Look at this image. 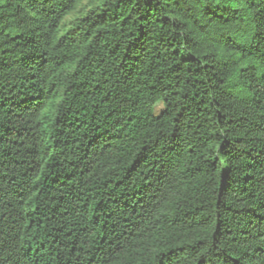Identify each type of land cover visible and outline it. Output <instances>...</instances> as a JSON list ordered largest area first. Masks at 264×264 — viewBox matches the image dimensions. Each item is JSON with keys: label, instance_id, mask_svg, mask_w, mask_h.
<instances>
[{"label": "trees", "instance_id": "16d2710c", "mask_svg": "<svg viewBox=\"0 0 264 264\" xmlns=\"http://www.w3.org/2000/svg\"><path fill=\"white\" fill-rule=\"evenodd\" d=\"M82 1L0 0V264H264V0Z\"/></svg>", "mask_w": 264, "mask_h": 264}, {"label": "rangeland", "instance_id": "374dc122", "mask_svg": "<svg viewBox=\"0 0 264 264\" xmlns=\"http://www.w3.org/2000/svg\"><path fill=\"white\" fill-rule=\"evenodd\" d=\"M90 9H91L90 0H83L79 5L78 9L65 19L64 26L69 27L70 25H72V23H74L76 19H79L82 16H84L88 11H90ZM161 110H162V106H159L157 112H160Z\"/></svg>", "mask_w": 264, "mask_h": 264}]
</instances>
